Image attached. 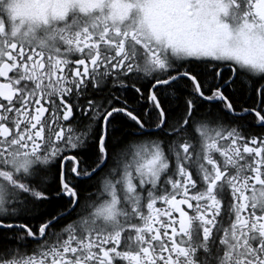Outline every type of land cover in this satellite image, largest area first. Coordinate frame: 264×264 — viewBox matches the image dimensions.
Here are the masks:
<instances>
[{
  "label": "snow or ice",
  "instance_id": "snow-or-ice-1",
  "mask_svg": "<svg viewBox=\"0 0 264 264\" xmlns=\"http://www.w3.org/2000/svg\"><path fill=\"white\" fill-rule=\"evenodd\" d=\"M0 264H264V0H0Z\"/></svg>",
  "mask_w": 264,
  "mask_h": 264
}]
</instances>
